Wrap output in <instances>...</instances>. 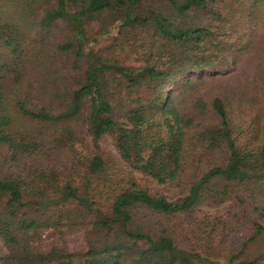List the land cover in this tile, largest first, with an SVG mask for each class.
<instances>
[{"label": "trees", "instance_id": "obj_1", "mask_svg": "<svg viewBox=\"0 0 264 264\" xmlns=\"http://www.w3.org/2000/svg\"><path fill=\"white\" fill-rule=\"evenodd\" d=\"M262 5L0 0V263L264 264V46L243 32ZM115 28L144 36L143 60L96 51ZM254 57L257 114L204 102L207 79ZM87 137L95 151L76 153ZM103 137L143 178L121 176ZM229 202L227 221L193 216Z\"/></svg>", "mask_w": 264, "mask_h": 264}, {"label": "rangeland", "instance_id": "obj_2", "mask_svg": "<svg viewBox=\"0 0 264 264\" xmlns=\"http://www.w3.org/2000/svg\"><path fill=\"white\" fill-rule=\"evenodd\" d=\"M256 21H258L256 29L253 31L243 30V32H247V39L252 41V46L257 44H262V46H264V8L260 10ZM121 32L122 31L118 30V28L112 30L111 37H106L103 42L99 43L95 48L96 51L110 46V44L115 42L117 45V48L115 49H117L122 56H132L130 59L132 61L143 60L145 58L144 56L149 52V50H147V45H145V40H142L144 36L141 34L138 36L137 32L139 31L132 29L124 33ZM3 53V51H0V58L2 57V59L5 58ZM112 57L116 58L113 55ZM116 59L120 60L122 58L118 57ZM1 61L4 60H0V63H4ZM257 62V57L240 62L234 70L224 71L225 73L222 71L218 81L214 83L207 79L204 83V89L201 92L204 102L209 103L212 102V100L217 96H222L223 99L228 102L231 114H234L235 109H237V112L235 113L236 116L240 118H246L249 115L254 116L257 114L261 95V85L258 82V77L256 74ZM133 64V67L140 66V62L137 61ZM178 85H176V83L172 84L176 92L178 91ZM33 127L36 128L35 126ZM99 143L102 154H107L112 158L118 172L121 173V176H132L136 177L137 179L143 178L137 175L136 172H134L133 169L120 158L112 139L103 137ZM93 151H95L93 140L92 138L87 137L86 145L84 147H78L75 152H82L83 154H86V156H89L93 153ZM73 159L74 158L71 160ZM146 181H149L150 183H146ZM140 183L152 187L151 181L146 177L141 180ZM175 192L176 190H172L168 196L176 197ZM95 198L96 200L101 201L98 194ZM102 202L105 203V201ZM235 212H237V207L232 202H229L217 208L203 207L193 216L194 218H210L211 221H213L215 218H221L223 221H227L231 219L232 214ZM183 221V225H185L187 220L183 219ZM65 241L67 248L70 251L76 252L85 248V241L82 233L69 234L67 237H65ZM58 242V235L54 234L53 232H47L43 238L42 246H44V248H49L52 244ZM5 251L4 245L0 243V256H2ZM252 251H255V247L252 248ZM251 260L252 259H248V261Z\"/></svg>", "mask_w": 264, "mask_h": 264}]
</instances>
